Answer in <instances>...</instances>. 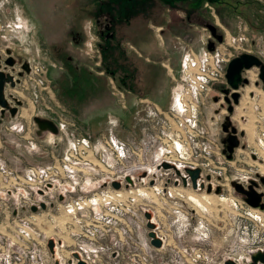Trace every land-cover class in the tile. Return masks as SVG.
Instances as JSON below:
<instances>
[{"label": "rangeland", "instance_id": "1", "mask_svg": "<svg viewBox=\"0 0 264 264\" xmlns=\"http://www.w3.org/2000/svg\"><path fill=\"white\" fill-rule=\"evenodd\" d=\"M66 4L0 0V62L18 78L14 86L6 83L4 92L11 104L22 101L13 115L5 110L2 116L0 111V264H55L47 248L49 238L64 240L56 246L64 264L81 244L87 248L83 254L88 264H218L225 258L246 264L249 251L264 247V209L248 205L232 181L246 185L264 176L260 85L250 82L239 88L231 121L244 132L227 158L220 128L226 113L224 82H212L198 108V126L214 136L205 150V137L194 133L196 129L179 127L169 114L172 93L183 84L179 54L191 45L187 36L180 51L173 49L176 59L161 60L166 74L158 68L156 80L165 84L163 95L169 103L156 105L138 90L148 69L137 66L132 76L133 60L123 69L111 60H103L104 66L91 44L93 33L82 50L67 42L74 27ZM199 5L198 23L182 30L200 38L197 52L206 47L205 22L210 21L225 33L223 40L234 45L233 55L246 51L264 57V0H200ZM210 5L217 10L212 12ZM69 52L82 54L86 60L80 62L87 69L73 71L66 59ZM8 54L14 59L12 67L3 64ZM66 66L72 68L69 73ZM133 94L138 101L129 105ZM78 95L80 99L73 100L84 108L74 115L69 96ZM213 96L221 98L213 101ZM35 113L52 118L59 129L35 136ZM81 115L90 117L86 122L78 118ZM114 139L119 150L111 146ZM162 159L180 168L178 173H187L183 165L199 167L203 187L193 188L187 178L183 184L176 169L156 167ZM125 173H130L131 182ZM46 181L52 184L43 196L44 208L19 206L25 204L22 198L30 200L20 196L23 187ZM209 183L211 190L206 191ZM145 211L162 239L159 247L149 242Z\"/></svg>", "mask_w": 264, "mask_h": 264}, {"label": "flooded vegetation", "instance_id": "2", "mask_svg": "<svg viewBox=\"0 0 264 264\" xmlns=\"http://www.w3.org/2000/svg\"><path fill=\"white\" fill-rule=\"evenodd\" d=\"M65 2L67 3L66 7L69 10V18L71 19L72 27H74V30L72 31L73 34L70 35L71 41L67 39V42L74 44L80 40L85 41L86 38L88 39V37H91L90 33L91 34L93 33L94 36L91 37V40L93 42L91 44H93L95 47L94 49L96 52L95 55L97 58H99L97 60H102V63H104L103 60L115 61L114 64L118 65L120 69H123L131 64V62L127 60L149 59L148 54L150 53L146 51L148 47L144 48L142 47V45L153 43L155 41H158L160 45L162 42L163 44L165 42L168 43V41L165 38L168 36H169L168 44L172 46L169 45L168 47L163 46L164 48V50L162 51L163 59H168L174 56L176 51H174L173 49L180 51L181 43L184 42L185 39L183 35L180 36V33L182 31L181 29L182 26H184V24L186 23L188 27H191L192 23L199 20L202 16L201 14L202 10L199 5L200 0H65ZM212 7H214L213 9H216L215 6ZM86 21H88L89 24H86ZM206 23H212V22L209 21V22H205V24ZM214 25L217 27L216 24ZM206 28L209 33L208 39L206 40V44L208 43L209 39H213L215 41L214 44L215 47L218 41L211 35V32L207 26ZM216 32L222 34V40H223L225 37V33L223 34L222 31L218 29V27ZM179 37H181L183 41L181 42L178 41ZM245 40H247V38ZM171 42H178V44H176L175 46ZM189 43L190 42L188 41V44ZM190 46L191 45H189V47ZM129 47H131L132 49H130ZM253 54L257 55L261 59V61L264 62V57L261 54L258 53H253ZM181 56H182V52L179 54V58ZM233 56L234 55H232L231 57ZM249 68H252V66ZM130 70H131L130 74L133 76L134 72H136L138 68L134 66V68ZM244 70L245 68L241 72L242 77L247 78L243 74ZM253 70L257 72V78L253 83L259 84L260 87L262 88V81L258 77V73H259L258 66H254ZM112 72L114 73L113 70ZM114 75H115L114 77H116V73H114ZM145 80L146 79L144 78V81ZM248 83H250L249 80L247 81V83L240 84L236 89V91L238 92L237 102H233L232 97L229 95V92L232 91V88H230L227 94H224L221 91L222 93L221 96L224 101L226 113L223 114V117L220 121V128L222 130V123L227 117L226 125L228 129L225 132L223 131L224 145L222 148L225 147L226 144L225 139L229 134H235L237 138H239V136L243 134L240 132L241 129H238V127L231 121V117H232L231 114L234 110L235 104L239 102V98L241 94L239 88ZM226 85L227 83L225 80L224 85L222 86L224 87ZM128 89H132V88L129 87ZM220 98H221L220 96H216V100L213 101H218ZM227 99L229 100L227 101ZM229 105L231 107L230 110L227 109ZM232 126L236 128V131H234L233 133L230 131ZM238 143H239V139H238ZM234 149L235 147L233 148V150ZM223 153L226 155L227 152L224 151ZM190 168H194V167H190ZM186 175L187 177H183V178L185 180L186 178L190 180L187 173ZM200 177L201 176L199 169V175L196 178V182L198 185L200 183L203 184ZM258 180L251 178L249 182L246 183V185H243L241 182L240 183L244 187H247V185L250 184V181H253V186L255 187V189L257 191L264 192V185L260 180V175H258ZM262 196H264V193L262 194ZM57 197H59L58 199L60 200L62 198V194L59 193ZM36 206H39V204Z\"/></svg>", "mask_w": 264, "mask_h": 264}, {"label": "built area", "instance_id": "3", "mask_svg": "<svg viewBox=\"0 0 264 264\" xmlns=\"http://www.w3.org/2000/svg\"><path fill=\"white\" fill-rule=\"evenodd\" d=\"M213 10L214 9L212 7L211 11L214 12ZM206 35H207L206 38L207 40L209 33H207ZM242 38L246 39V37L243 35L241 39ZM206 40H205V45H206ZM232 46L234 45L231 42L229 43L226 40L225 41L223 40L218 42V44H216L212 50H209L204 46L201 52H197L196 50L188 47L182 53L181 56L182 58L181 77L183 80V84L181 83L180 84L181 88L179 87L178 89L177 87L176 88L177 90L173 91L172 93V103H171L172 107L170 108L169 114L175 120V122H177L179 127H182L186 130H189L190 128H192V130L196 129L194 133L196 134L198 133V135L204 136L205 140H207L205 142V147L203 148L205 150H209L210 142L214 143V136L210 135L206 127L201 128L197 124L198 121L200 120L199 104L202 102V100L205 97H207L210 94L209 91L212 89V85H213L212 82L214 83L225 82V76H224L225 67L230 57L233 55V53L230 51L231 50L230 48H232ZM253 68L254 66L248 69L245 68V70L243 71V74L247 77L249 82H254L255 79L257 78V72L253 70ZM250 75H252L253 78H251ZM165 129L167 130V127H165ZM111 143H112L111 146L114 147L116 150H119V148H121V146L115 139L112 140ZM163 161H166L171 165L168 168L173 167L174 169L177 170L179 169L178 171H180V168H178L176 165H174L173 162H171L168 159L160 160L158 163L155 164V166L161 167V163ZM184 166L185 165L182 166L183 170L185 168ZM187 166L196 167L195 165H191V164H187ZM31 169L33 171L36 170L35 167H32ZM128 174L130 175V173H125L123 176ZM177 175L181 177V179L183 177H187V175L183 172H180ZM51 184L52 183L50 181H46L43 182V184L39 182L38 185H35L33 183L31 185H28L27 186L28 188L23 187L20 196L21 195L23 197L25 196L27 197L28 200L29 199L30 200L26 201V199L22 198V200L25 201L24 202L25 204L20 203L19 206H26L27 209L28 208L30 209L32 205H38L41 201H44L43 196L49 192L51 188ZM55 246H57L56 240H55L54 249ZM86 249H87L86 246L81 244L78 246V249H75L74 251H76L79 254V256L85 261V263L88 264L89 257L86 254H83ZM51 256L54 260L58 261L57 264H61V262L64 264V260L60 256L58 255L55 256V253L54 255L51 254Z\"/></svg>", "mask_w": 264, "mask_h": 264}, {"label": "water", "instance_id": "4", "mask_svg": "<svg viewBox=\"0 0 264 264\" xmlns=\"http://www.w3.org/2000/svg\"><path fill=\"white\" fill-rule=\"evenodd\" d=\"M206 26L210 30L211 35L218 42H220L222 40V34L216 32L217 27L212 23H206ZM214 44H215V41L213 39H209L208 43L206 44V48L209 50H212L214 48ZM7 52H8V50H7ZM3 64L5 67H7L6 65L12 67L14 64L13 57L8 54L3 59ZM21 66L25 70H28V67L26 65L22 64ZM251 66H258V68H259L258 77L262 81V89L264 90V62H262L261 59L257 55L250 53V52L242 51V52L235 54L227 62L226 68H225V73H224L227 85L222 87L221 91L224 94H227L229 92L230 88H232V91L229 92V95L232 97L233 102H237V100H238V92L236 91L238 86L242 83H247V81H248L247 78L242 77L241 72L244 68H249ZM17 75L21 76L22 71H20V70L17 71ZM17 81H18V78H15L11 72L2 68L1 62H0V111L2 113V116L4 115L5 110H7L11 115H13L17 111V105L21 103V101L19 99H15L14 100L15 105L11 104L8 101V99L5 95V92H4L6 83H9L10 86H14ZM213 100H216V96L213 97ZM228 100L229 99H227V101ZM227 109L228 110L231 109L230 105L228 106ZM226 119H227V117L225 118L224 122L222 123V131H224V132L228 130L227 125H226ZM230 131L233 133L234 131H236V128L234 126H232ZM240 132L243 133V130H241ZM225 140H226V144H225V147L222 148V151L223 152L226 151L227 152L226 153L227 158H230L232 151H233V148L238 145V138L236 137L235 134H229ZM161 165L163 167L171 166L168 162H165V161L162 162ZM185 171L187 172V174L190 178L191 186L193 188H196L197 187L196 178L199 175V168L198 167H194V168L186 167ZM176 172L178 173L177 169H176ZM125 179L127 182H131V179L128 175L125 177ZM260 180L262 181V183L264 185V176L263 175H260ZM182 182H183V184L186 183L184 178H183ZM112 185L115 187H118V186H120V183L118 181H113ZM232 185L234 186V189L236 191L243 194V199L248 205H250L251 207H258L260 209H264V196H262V194L264 192L257 191L255 189V187L253 186V181H250V184H248L247 187H244L238 181H232ZM199 186L203 187V184L200 183ZM210 190H211V185L207 184L206 185V191H210ZM217 191H218V187L215 188V192H217ZM39 206L44 208L46 206V204L44 201H42L39 203ZM37 207L38 206L33 205V206H31V210L34 211V210H36ZM144 216L146 218L145 224L148 228L147 235L149 237L150 244H152L155 247L161 246L162 240L158 235H156V233L153 229L154 224L152 223V221H150V213L148 211H145ZM54 245H55L54 239L49 238L47 240V247H48V249L52 255H54ZM55 262L57 263L58 261L55 260ZM67 263L68 264H86L85 261L79 256V254L76 251H72L71 258L67 259ZM218 264H240V263L234 259L225 258V259H223L222 263H218ZM246 264H264V247L253 249V250L249 251V257L246 260Z\"/></svg>", "mask_w": 264, "mask_h": 264}, {"label": "crops", "instance_id": "5", "mask_svg": "<svg viewBox=\"0 0 264 264\" xmlns=\"http://www.w3.org/2000/svg\"><path fill=\"white\" fill-rule=\"evenodd\" d=\"M185 27H188L187 26V24L185 23L184 24V26H182V30H184L185 29ZM181 33H183L182 35L184 36V35H186L187 36V38H188V41L190 42V44L192 45V47L195 49V50H199V48H200V41H199V38H197V37H195V36H191V37H189V34H187V33H185V31H181ZM166 38V40L168 41V43H169V36L168 37H165ZM64 43H66V42H64ZM165 44V46L164 47H168V45L169 44ZM86 44H88L86 41H84V40H80V41H78L77 43H75V46L77 45V48H79V49H84L85 47H86ZM78 45H81V47H78ZM85 45V46H84ZM170 46V45H169ZM142 47H144V48H146V47H148L147 49H146V51H148L150 54H148L149 55V59H146L145 61V63H144V61L143 60H140V61H138V64H140V65H142V66H140V65H138V64H136V66H139L140 67V69H143V68H145V69H148V72L146 73L147 75V78H145L146 79V81H145V83H144V85H143V88L142 89H138L139 91H142L143 93H145V94H143V97H147L149 100V102H151V103H154V104H156V105H160V106H168V104L167 103H169V102H167L168 101V99L169 98H167V95H163V90L164 89H166L165 87V84L164 83H162V84H160L161 83V81L159 82V80L157 79L156 80V78L158 77L157 75L158 74H160L158 71H157V69L159 68V69H162V70H164V63H163V61H161V60H163V54H162V51L164 50L163 49V47L159 44V42L158 41H155V42H153V43H148V44H143L142 45ZM71 51H73V50H71ZM52 54H53V52H52ZM67 57H66V59L67 60H69L68 62L69 63H71V65H72V67H73V69L75 68V70H73V71H78V69H87V67L82 63V62H80L81 60L83 61V60H86L85 58H83L84 56L82 55V54H79V53H73V52H69V53H67ZM175 57H177V55H175L174 54V56H172V57H170V60H171V62H172V60L173 59H176ZM56 58V57H55ZM83 58V59H82ZM179 59V58H178ZM161 62V63H160ZM68 66V65H67ZM66 66V69H67V71H68V73H69V71H71V69L70 68H68ZM163 73H165L166 74V71L164 70L163 71ZM165 86V87H164ZM135 92H137V90L135 91ZM5 95H6V93H5ZM135 97H137V95L136 94H133V96H131V100L132 101H130L129 102V105H133V103L134 102H136L137 103V99L135 98ZM69 98H70V102L68 103V105H69V110L75 115H77V113H78V109L81 107L78 103H76V100H73L74 98L75 99H80L79 98V95H78V97H71V96H69ZM22 102V101H21ZM21 104V103H20ZM84 107H81V109H83ZM90 116L88 115L87 117H83L82 115L81 116H79L78 118H81L82 120H84V121H88L87 119L89 118ZM32 119H33V122H34V124H36V126H35V131L33 132L34 133V135L36 136L40 131H44V130H48V131H50V132H54V131H56L57 129H59L58 128V124L54 121V120H52V118H48V117H44V116H41L40 114H38V113H35L33 116H32ZM26 136V135H25ZM31 139V138H30ZM35 140H29V141H27V143H35L34 142ZM57 242H60V243H62L63 244V242H64V240H61V239H55ZM59 243L57 244V247H59ZM55 261V260H54ZM67 261V260H66ZM55 264H56V262H55ZM124 264H131V263H124Z\"/></svg>", "mask_w": 264, "mask_h": 264}, {"label": "bare ground", "instance_id": "6", "mask_svg": "<svg viewBox=\"0 0 264 264\" xmlns=\"http://www.w3.org/2000/svg\"><path fill=\"white\" fill-rule=\"evenodd\" d=\"M250 77L253 78L252 75H250ZM176 124H177V123H176ZM177 125H178V124H177ZM163 162H164V161H163ZM187 167H188V166H187ZM185 168H186V166H185ZM171 169H174V168L171 167ZM132 174H133V173H132ZM138 174H139V173H138ZM131 176H132V175H131ZM120 183H121V182H120ZM37 194H38V193H37ZM189 195H193V194H192V193H189ZM211 200H212V199H211ZM153 223H154V222H153ZM161 240H162V239H161ZM57 244H58V243H57ZM59 244L61 245L62 243L59 242ZM56 248H57V247L55 246V249H54L55 256H56V255L60 256V253H59L58 250L56 251ZM66 262H67V261H66Z\"/></svg>", "mask_w": 264, "mask_h": 264}, {"label": "trees", "instance_id": "7", "mask_svg": "<svg viewBox=\"0 0 264 264\" xmlns=\"http://www.w3.org/2000/svg\"><path fill=\"white\" fill-rule=\"evenodd\" d=\"M138 61H140V60H133V66H135V67H137L136 66V64H138ZM115 62V61H114ZM105 63V62H104ZM104 66H105V64H103ZM107 66V65H106ZM132 68H134V67H132ZM138 68V67H137ZM109 72H112V71H109Z\"/></svg>", "mask_w": 264, "mask_h": 264}]
</instances>
